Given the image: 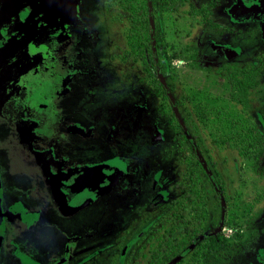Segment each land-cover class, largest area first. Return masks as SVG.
Segmentation results:
<instances>
[{
    "label": "rangeland",
    "instance_id": "rangeland-1",
    "mask_svg": "<svg viewBox=\"0 0 264 264\" xmlns=\"http://www.w3.org/2000/svg\"><path fill=\"white\" fill-rule=\"evenodd\" d=\"M24 1L28 4L22 5ZM159 1L0 0V29L6 27L3 26V18L10 16L20 21L21 16H24L19 27L27 29L28 34L36 33L38 28L34 19L35 14L40 12L47 18V22L35 37L43 40L42 34L48 35L50 42L58 45L57 52L65 56L69 66H72L67 76H61L51 93L46 86L42 87L41 93L43 97L48 96V102L53 97L52 107L44 115L38 106L40 96L37 88L41 76L32 72L35 66L31 62L30 52L37 50V44L31 43L34 36L30 35L31 39L19 51L8 45L6 40L0 39V138L2 140L7 137L13 154L20 156L27 165L34 161L29 146L26 147L22 142L24 134L27 136L32 132L43 131L41 137H31L44 145L49 142L57 145L55 136L63 132L60 126L65 112L60 108L57 110L56 104L67 96L69 82L82 86L80 92L83 93L84 87L94 76L95 70L89 66L87 58L89 50L76 46L78 34L81 38L80 46L87 45L82 27L91 25L97 30L100 39L96 52L112 78L110 90L117 87L116 93L102 105L103 122L93 126L97 137H79L70 129H65V137L69 142L61 148L52 145L56 156L73 164H90L113 157V151L119 154L129 153L130 156H123L130 160L128 173H133V183L145 179L146 184L153 187L155 198L147 202L153 219L158 220L154 231L143 235L135 248L143 245L144 250L148 248L151 253L158 245L164 244L166 236L170 241H178L177 235L181 228H174L170 234L167 229H172V222L168 225L163 220L169 213L181 211L189 219L205 215V220L199 224L203 230L198 238L199 243L196 246L194 243L176 246L171 249L168 258L161 259L162 256H158L156 264H171L174 261L173 264H176L181 260L182 264H264V247L262 249L259 248L262 244L258 245L263 235L256 225L258 218L251 217L245 221L249 223L232 227L227 218L226 199L222 196L223 199L217 201L213 186V181H217L227 187L228 180L237 177L233 163L249 162L253 165L264 162L263 158L259 161L251 157L244 159L239 155L238 149L233 148L234 140L229 138L232 124L237 120H240L238 126L241 129L247 126L252 128L255 124L256 132H264V75L259 74L256 84L246 92L244 97L251 105L250 109H246L242 103L231 100L237 89L231 84L232 79L222 74L224 67H248L256 61L255 56L264 52V29L255 23L245 26L236 19L230 23L223 19L232 15L239 18V15L247 13L249 7L244 0H185L176 11L163 10L160 4L156 5ZM139 4L143 8L148 33L139 31L131 19L137 10L140 11ZM131 5L136 10L130 15ZM210 8L211 11L205 12ZM2 12H6L5 17ZM217 13L220 14L219 18ZM51 19L57 25L49 23ZM210 22L218 23L219 26L215 27ZM74 23L78 34L72 30ZM63 26L65 31L59 33ZM131 31L136 47L130 41ZM88 33L90 38H95L96 33ZM22 34H25L24 31L20 33L19 41ZM60 36L68 38L70 43L64 41L60 44ZM227 46L239 47L240 57L235 62L229 63L222 56V49ZM137 47L141 52H138ZM149 52L154 56L149 57ZM2 57L8 59L4 65ZM94 60L96 61L95 57ZM57 79V74L51 73L47 78L48 86L53 87ZM105 79L102 76L99 86L89 95L92 102L99 101L102 96H110L108 92L111 91L103 84ZM132 79L137 83L135 86ZM45 81L42 79L43 83ZM70 94L75 96V93ZM52 109L58 114L55 121L57 127L55 125L54 128L53 122L44 124L45 121L40 120L47 115L50 119ZM79 111L81 114L88 113L84 108H79ZM258 113L262 116V125L258 124ZM245 118L247 121H243ZM8 119L11 122L6 123ZM36 119L40 122L35 132L31 127ZM213 119L217 122L213 123ZM224 119L229 120L225 126L222 124ZM66 121L75 122L84 131L90 127L84 119L74 115ZM25 123L31 127H25ZM108 133H111L110 139L107 137ZM164 134L167 136L165 143ZM157 136L162 139L160 143L155 142L159 141L155 140ZM243 136L246 143L251 141L246 130ZM31 143L37 148V145ZM136 152L137 159H134ZM195 153L202 159L205 168L198 170ZM144 155L150 156L149 159L143 160ZM144 162L149 166L145 173L142 170ZM196 168L200 183H196L193 188L202 191L200 195L203 201L198 199L200 195H194L193 201L183 202L181 184L197 179L196 174H193ZM132 187V184L129 185L123 193H131ZM231 188L232 185L229 184V189H225L228 195ZM111 204L114 207L119 202L112 200ZM103 210L104 205L100 201L90 208L91 223L100 217ZM131 214L134 215L135 210L126 213L128 216ZM117 219L122 221L119 217ZM133 226L136 233L143 227L136 224ZM122 229L123 227L120 228ZM46 232L50 235L59 234L54 228H47ZM54 244L60 246V239H54Z\"/></svg>",
    "mask_w": 264,
    "mask_h": 264
},
{
    "label": "flooded vegetation",
    "instance_id": "flooded-vegetation-1",
    "mask_svg": "<svg viewBox=\"0 0 264 264\" xmlns=\"http://www.w3.org/2000/svg\"><path fill=\"white\" fill-rule=\"evenodd\" d=\"M244 3L249 7L247 13L239 15V18L234 17V15L231 17L227 15L228 13L225 9V13L228 17L223 19L227 20L228 23H230L233 19H236L241 21L242 25L245 26L255 23L259 25L260 28L264 29V0H244ZM27 4L28 3L24 1V4L22 5ZM209 11H211V8L205 12ZM2 15L5 17L6 12H2ZM217 16V18H219L220 14L217 13ZM24 19V16H21V22L19 19H15L18 21L15 22V20L10 16L3 18V26L6 27H4L5 30L4 28L0 29V39L3 41L6 40L8 45L15 47L19 51L20 48H23V45L31 39L30 35L34 36L31 43L37 44V50L30 52L31 62L35 66L32 72H37L41 76L39 86L37 88L40 96L38 106L40 110L43 111L44 115H46L48 114L49 108L52 107L53 103L51 102L53 97L49 99L48 102V96L43 97L41 93L42 87L46 86L47 90L51 93L53 88L55 90L61 76H67L70 67L72 69V66H69L68 59L65 56L60 54L59 51L57 52L58 45L51 43L48 35L42 34L44 35L43 40L35 37L38 36L39 31L43 29V24L47 22V18L43 17L40 12L35 14L34 23L38 29H36V33L34 32L33 34H28L26 33L27 29L19 27L18 24L23 23ZM67 22L70 23L72 21ZM49 23L52 25L56 24V22L52 19ZM210 24L215 27L219 26L218 23L216 24L210 22ZM136 25L138 26L139 31H144V29L149 30L148 27H141L138 22ZM76 27L77 25L74 23L72 30L74 33L78 34ZM12 30L19 31L20 33L24 31L25 34H22V39H25H21V41H19L20 33L16 34L12 32ZM62 30L65 31L64 26L59 29V33ZM87 31H90L91 34L92 32L96 33L94 35L95 38H90V34ZM82 33L87 38V45L85 47L80 46L81 38L78 34L79 39L77 40L76 46L89 50L87 57L89 66L93 68L95 72L91 81H89L84 87L85 92H80L82 86H78L77 84L74 85V83L69 82L67 85L69 87V89H67L68 92H66L67 96L60 100L59 104H56L58 106L56 108L57 110L60 108L65 112L62 120V126H60L63 132L62 134L60 132L58 133L60 136H55L57 145H55V142H49L44 145L42 143H38L31 137H41V134L44 133L43 131H38L39 134L36 132L38 129L37 124L40 120L45 121L44 124L53 122L52 127L54 128L58 114H56L53 109L50 113V119L48 118V115L40 120L36 119V122L32 127L25 123V127H31L36 132H32V134H27L25 132L27 136L24 134V140H22L26 147L27 145L29 146L30 154L34 163L27 165L24 160L20 159V156L13 154V149L9 145L7 137H5V139L2 138V140L0 138V264H156L155 262L158 261H156L158 256H162L161 259L168 258L172 249V241L167 239L168 236L164 238V244L158 245L151 253L148 252V248H145L144 250L143 245L135 248L143 235L154 231L155 224L158 220L156 221L153 219L152 212L147 202L148 200H153L155 198L153 187L149 184L147 185L145 179L133 183V173H128L130 171V165L128 164L130 163V160L125 159V157L123 158V156H130L129 153L119 154L117 151H113V157L110 156L108 159L90 164H73L71 162H66L60 157H57L55 154V148L52 145H55L56 148H61L69 142L65 137V129H70L72 133L78 135L79 137L92 139L97 137V133L95 129H93V126L103 122L104 110L102 105L109 98L114 97L117 89V87H114V90H110V87H112V85H110L112 78L110 74H108L107 69L104 67L102 60H100L99 55L96 52L97 46L100 42L97 30L91 25H85L82 27ZM96 37H98V40ZM130 37L131 44L134 45L132 38L133 34ZM58 39L60 44L64 41L70 43V40L68 38L64 39L63 36L58 37ZM134 46L136 47V45ZM138 50L135 49V51ZM138 52H141V49ZM149 53L152 57L154 56L151 52ZM221 54L229 63L235 62V59L240 57L239 47L227 46L222 49ZM94 57L96 61L94 60ZM2 59L3 60L1 62L4 65L5 60L8 61V59L6 57H2ZM255 59L256 61L249 64L248 67L236 68L233 66H227L224 67V70H222L224 71L222 74L229 76L232 79L231 84L237 89V93L232 95L231 100L237 103H242L246 109L251 108L250 102L246 97H244L247 95L246 92H248V90L256 84L259 74L264 75V52L257 54ZM251 68L256 70V76L253 84L248 86L237 85L236 78L232 76L230 72L243 70L244 73H248ZM51 73L57 74L58 77L53 87H49L47 81V78ZM102 76L106 78L103 84L106 89L111 91L108 92L110 96L105 98L102 96V99L99 101L92 102L89 95L91 93L93 94L94 90L99 86V81ZM238 77V79H240V76ZM42 79L46 80L45 83L42 82ZM108 82L109 84L107 85ZM132 82L133 86L137 84L136 82L134 83L133 79ZM70 93H75V96H72ZM46 100L47 102H45ZM65 100L70 101L65 103ZM60 105L61 107H59ZM79 108L87 109L90 114H81ZM71 115L84 119L90 127L84 131L83 128L75 124V122H67L66 120L71 117ZM257 117L258 124L262 125V116L258 113ZM246 119L247 118L243 120ZM9 120L10 119L5 122H11V120ZM21 134L22 133H20V136ZM259 135L264 137V132L260 131ZM164 136L165 139H163V141L165 143L167 136L165 134ZM107 137L110 139L111 133H108ZM159 137L160 136H157L155 138V140H159L155 142L160 143V140L162 139ZM31 142L37 145V148H35ZM249 151V146H247L246 155L241 154L238 150L239 155L244 159L250 157L254 158L249 156ZM49 153L50 156L48 155ZM116 153H118L117 156ZM136 155L137 152L135 153V157H133L134 159H137ZM152 155L153 154L150 153L151 157H153ZM150 156L144 155L143 160L146 158L148 160ZM194 156L198 164V170H201L202 167L205 168L202 159H199L196 153ZM40 158L46 159V167H44L40 162ZM153 158H155V155ZM262 158L264 159V154L263 156H259V158L254 159L259 161ZM110 162H115L116 165L122 169L124 175L121 176V173L118 175V180H116L115 186L108 193L96 197L93 201H89V203L84 201L85 199L83 200L80 195H78V197H68L64 200L63 197L57 193L55 188L56 185L53 182V176L60 179L70 173L75 174L77 170L82 171V169L97 167ZM142 164V170L145 173L147 172L149 166L147 162ZM233 165H235L237 177L229 179L227 187L217 181H213L215 189L214 197L217 201L220 199L222 200V196L226 199L227 218L232 227H239L240 225L249 223H245V221L250 220L251 217L255 219L258 218L256 225L259 229V233H263L260 237L258 245L260 246L262 244L259 248L263 249L264 162H257L253 165L249 162H238L233 163ZM242 165L243 167H241ZM198 170L196 168V171L193 173L196 174L195 176L197 179H190L181 184V188L183 189L181 190L183 202L188 200V191L193 192L196 197L202 193V191H196L195 188H193L197 185L196 183H200ZM251 171L253 174H251ZM21 179L24 181H21ZM131 184L133 186L131 189L132 192L129 194L123 193V191H125V189H127ZM186 184L190 185L186 187ZM229 184L232 185V188L230 189L231 193L228 195L225 192V189H229ZM148 187L150 192H148ZM142 196L145 197V200ZM116 197L117 200L115 199ZM198 199L203 201L201 199V195ZM81 200H83V202ZM112 200L119 202V204L116 206H114V204V207H111ZM99 201L103 203L104 210L100 217L91 223L92 214L89 210L90 208L95 207ZM224 201L225 200H223V202ZM130 210H135V214H131L130 216L126 215V213ZM173 214L182 215V219L190 220L187 215L181 211L173 212L172 214L169 213L163 217V220H165V223L168 225L172 222L171 215ZM117 217L121 218L122 221H118ZM195 220L198 223L201 236L203 234V230L199 224L205 220V215H201L195 218ZM133 224L142 225L143 229L141 228V230L136 233ZM173 226L174 228L177 227L176 225ZM173 226L172 229H167L170 234L172 233L171 230L174 229ZM182 226L179 227L182 228ZM121 227H123L122 230H120ZM47 228H54L59 234H47ZM43 233L45 234L43 235ZM56 238L60 239V246H55L54 239ZM198 238L196 241H199ZM175 243L177 242H174V244Z\"/></svg>",
    "mask_w": 264,
    "mask_h": 264
},
{
    "label": "trees",
    "instance_id": "trees-1",
    "mask_svg": "<svg viewBox=\"0 0 264 264\" xmlns=\"http://www.w3.org/2000/svg\"><path fill=\"white\" fill-rule=\"evenodd\" d=\"M135 1L137 2L138 0H135ZM183 1L185 0H160L158 3H156V5L160 4L163 10L176 11ZM131 8L132 9H130V15L131 13H135V10H136L133 5H131ZM138 9H140V11L137 10V12L135 13L136 17L133 16L131 17V19L135 22V25L138 22V24L141 27L147 28V25L143 19V15H144L143 10H142L143 8L140 6V4H139ZM200 11H202V9H200ZM144 31L148 33L147 32L148 30L144 29ZM130 33L132 35L133 31H131ZM130 41H131V37H130ZM148 55L149 57L151 56L150 53H148ZM230 74L236 78L237 85L248 86V85L253 84L254 78L256 76V70H253L251 68V70L248 73H244L243 70L231 71ZM238 76H240V79H238L239 78ZM200 113L202 114L203 112L200 111ZM212 121L213 123L217 122L215 119H213ZM243 121H247V119ZM227 123H229V120H226V119H224V121L222 122L223 126L227 125ZM239 123H240V120L235 121L232 124L233 129L231 130L233 135L229 133L231 134V137L229 138L234 140L233 148L238 149L241 154L246 155L247 146H249L250 147L249 156H252L254 158H259V156L260 157L263 156L264 137L259 135V133L255 131V129L257 128L256 125L253 124L252 128H248L249 126H247L245 129H241L238 126ZM245 130L251 139V141H248V143L245 142V137L243 136V133L245 132ZM229 138L227 137L226 139L228 140ZM193 196H194L193 192L188 191V200H193ZM181 216L179 214L171 215V221L173 225H176L177 227L182 226V221H183V226L181 228L182 230L180 231L178 235L179 239L177 243L174 244L173 240L171 242L172 249L176 246H183L184 244L185 246H188L189 244H192L194 241H196V239L201 234V232L199 231L198 223L195 219H190V220L182 219ZM171 231L173 232V230ZM198 243L199 241H196L194 245L196 246ZM192 253L194 254V251ZM182 263H183V260L177 262L176 264H182Z\"/></svg>",
    "mask_w": 264,
    "mask_h": 264
},
{
    "label": "water",
    "instance_id": "water-1",
    "mask_svg": "<svg viewBox=\"0 0 264 264\" xmlns=\"http://www.w3.org/2000/svg\"><path fill=\"white\" fill-rule=\"evenodd\" d=\"M103 165L92 167L91 169H82V171L77 170L75 174L70 173L60 179L53 176V182L56 185L55 188L57 193L63 197L64 200L68 197H78V195H80V197L91 196V201L105 194L111 176L106 167H100Z\"/></svg>",
    "mask_w": 264,
    "mask_h": 264
},
{
    "label": "bare ground",
    "instance_id": "bare-ground-1",
    "mask_svg": "<svg viewBox=\"0 0 264 264\" xmlns=\"http://www.w3.org/2000/svg\"><path fill=\"white\" fill-rule=\"evenodd\" d=\"M48 155L50 156V153ZM39 160L43 164L44 167L47 166L46 159L40 158ZM100 167H106L109 170V172H110L109 175L111 176V179H110V181H109V183H108V185L106 187V191L107 192H105V193H108L115 186L116 180H118L117 179L118 175L121 173V176H123L124 173H123L122 169L120 167H118V165H116L115 162H110V163H107V164H105L103 166H100ZM87 169H91V168H87ZM81 197H82L83 200L85 199L84 201H86V202L91 201V198H90L91 196H81ZM83 200H81V201L83 202Z\"/></svg>",
    "mask_w": 264,
    "mask_h": 264
}]
</instances>
